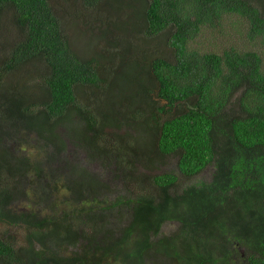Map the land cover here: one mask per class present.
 I'll list each match as a JSON object with an SVG mask.
<instances>
[{"label": "trees", "instance_id": "16d2710c", "mask_svg": "<svg viewBox=\"0 0 264 264\" xmlns=\"http://www.w3.org/2000/svg\"><path fill=\"white\" fill-rule=\"evenodd\" d=\"M74 6L80 19L83 10L100 13L82 31L106 38L113 66L72 48ZM8 14L16 37L0 35V223L26 234L23 246L0 238V264H264L262 58L191 47L228 15L243 19L246 36L264 47V0H0V21ZM127 67L147 82L125 77ZM110 73L136 84L131 96L110 115H99V105L85 111L86 91L104 90ZM134 98L146 104L131 113ZM109 122L144 126L150 146L139 148L129 131L121 144L119 134L102 135ZM67 140L93 158L87 166L103 155L115 182L74 164L75 154L59 158ZM26 145L42 157L23 156ZM58 159L51 184L43 166ZM31 174L46 188L35 210H21L14 203ZM125 179L128 194L117 189ZM59 195L67 209L59 211ZM49 200L53 215H43ZM168 223L178 233L164 234Z\"/></svg>", "mask_w": 264, "mask_h": 264}, {"label": "rangeland", "instance_id": "374dc122", "mask_svg": "<svg viewBox=\"0 0 264 264\" xmlns=\"http://www.w3.org/2000/svg\"><path fill=\"white\" fill-rule=\"evenodd\" d=\"M56 1V0H55ZM56 4V2H55ZM57 5V4H56ZM63 7H71L70 3H67ZM73 11L71 14L75 16V20L78 21L77 26L74 27L71 31V39H72V48L74 49L75 52L78 53V55L82 58L89 59V58H96L98 59L101 63L103 64H108L113 66L115 64V58L105 51L103 48L106 47L107 45V40L104 37H99L97 33H89V34H84L82 30L86 31V26L89 25L92 21L95 20L96 16L99 15L100 13L98 11L92 10L91 11V16L86 13L85 10V16L81 17V13L79 11L80 7H72ZM84 8V7H82ZM108 10H101V14H104L105 16L108 17ZM67 25V24H66ZM82 31V33H81ZM0 35L3 36H12L13 39L16 37V31L13 27L11 15L8 14L5 18H3L0 21ZM254 43L258 42H253L251 41L247 36H246V23L244 22L243 19H241L237 15H228L224 18V20L221 23V26L218 28H209L208 30H205L201 35L196 39L195 42L192 43L191 47L192 49L198 50L201 53H207V52H215V53H222L225 50H228L230 48H236L239 51H254L260 54L262 61H263V70H264V47L257 44L255 45ZM9 44V43H7ZM137 48L140 51H150V46L146 45H138ZM2 53H0L1 55ZM125 77L127 78H136L138 81L142 83L147 82V76L142 73L140 74L139 71L134 68V67H127L125 69ZM123 75H117L114 77V73L107 74V77L109 78V82L106 84L104 90H87L86 91V96L83 98V103L85 107L82 105L80 102V106L83 107L85 111H92V113L95 114L96 108L94 106H101V109L99 111V115L102 114H113L114 113V108L116 106L114 103L122 100L123 98L130 97L133 89L136 87V84L127 82ZM114 77V78H113ZM27 80L24 82H21V86H23L26 83ZM14 86H17L16 84L19 83V79H13L12 80ZM79 89V90H78ZM78 97H79V91L82 89L78 88ZM123 90V91H121ZM145 101L141 98H134L132 101V105L130 106V112L133 113L136 111V109L140 105H145ZM94 108V109H93ZM95 115V116H99ZM102 125V124H100ZM116 123L114 122H109L106 123L102 129L101 134L102 135H112V134H119L121 135V138L119 139V143H122V136H124V133L126 131H129L133 134V136L137 137L136 142L140 143L142 146V150H145L150 146V144H146L148 139L144 135L145 133V127L140 126L139 131L135 127H130L128 130L123 127H116ZM73 130L80 136V138H83L84 136V128L80 125H73L72 126ZM130 133L129 136L132 134ZM68 142V148L65 153H63L59 158H62L65 160L66 155L69 156L72 154L77 155V159L74 161L76 163L74 164H80L83 166V163L85 162V158L82 159L84 155L83 151L85 150L84 148H79L80 145L78 144L77 146L72 143L71 141L67 140ZM135 141L130 140L129 141V146L130 148L135 147ZM133 152L132 149H128V154H131ZM7 152H4V157H6ZM43 151L40 149H37L36 147H32L30 145H26L25 148V153L23 156L31 158L33 161L38 160L42 157ZM60 161V163H59ZM91 166L93 170H90L94 175L97 177H105V171H100L99 167L101 164V160H98L97 158L94 161ZM99 162V163H98ZM62 161L61 159L58 160H53L51 163L49 162L48 164H44V173L46 174V169H47V174L52 175V182H53V177L56 174V167L58 169L59 166H61ZM169 169L174 168V164L170 162ZM97 167V168H96ZM89 167V169H91ZM208 169L207 171H209ZM64 173H66V169L64 168ZM5 178H8L9 174L5 173L4 174ZM32 175V174H31ZM111 175H113L111 173ZM205 175H202L200 178L203 179ZM112 180L114 178H111ZM29 180L34 183V186L29 189V188H24L27 194L25 193L19 200H17L14 203V206L16 208H20L21 210H35L36 206L35 204L40 201L38 200L39 197L41 196V190L44 189H39L41 188V185L44 184L41 182L39 177L36 176H31L29 177ZM54 180L57 181L58 178L54 177ZM74 179L71 180V184H73ZM196 182V180H195ZM94 183V182H92ZM188 183V182H187ZM184 185V184H183ZM39 187V188H38ZM97 189V188H95ZM122 193L124 192L125 194H128L131 192V189L128 187H122L118 188ZM39 193V195H37ZM36 194V195H34ZM63 200L64 198L59 195L58 201L56 204L58 205V209H67L68 207L66 205H63ZM260 202V200L257 201V203ZM51 200L47 202L46 205H43L44 208L41 207L40 204L39 207H41L43 210L41 211L43 215H47L50 213V215H53L51 211H47L50 208L48 206L50 205ZM74 206L72 205V208ZM260 208V206L258 207ZM57 209V211H58ZM59 209V211H60ZM178 224L177 223H168L163 226V233L164 234H176L178 233ZM24 234H26V231H24L22 228L19 227H12L8 226L6 224L0 223V238L6 239V240H17L18 246H23L25 244L24 240Z\"/></svg>", "mask_w": 264, "mask_h": 264}, {"label": "clouds", "instance_id": "9594fccd", "mask_svg": "<svg viewBox=\"0 0 264 264\" xmlns=\"http://www.w3.org/2000/svg\"><path fill=\"white\" fill-rule=\"evenodd\" d=\"M130 127H132V126H129V127H127L126 129L128 130ZM83 153H84L85 156H83L82 159L85 158V162L83 163V166H81V167H84V166L86 165V161L90 159L88 153H86L85 150L83 151ZM102 158H103V155H99L97 159H102ZM94 161H95V160H94ZM93 163H95V162H91L88 166L86 165V166L88 167V169H89V167H91L90 165H92ZM98 163H99V162H98ZM31 176H34V175H31ZM31 176H29V177H31ZM29 177H28L27 184H24V186H25L26 189H27V188L31 189V188L34 186V183L31 182V181L29 180ZM127 179H128V178H127ZM127 179H125L124 181H122V182H123V183H122V184H123V187H126V186H125V181H126ZM50 183L52 184V179L50 180ZM118 188H122V186H118ZM118 188H117V189H118ZM40 190H41V189H40ZM26 194H27V192H26ZM34 195H36V194H34ZM37 195H39V193H38Z\"/></svg>", "mask_w": 264, "mask_h": 264}, {"label": "flooded vegetation", "instance_id": "af4514ba", "mask_svg": "<svg viewBox=\"0 0 264 264\" xmlns=\"http://www.w3.org/2000/svg\"><path fill=\"white\" fill-rule=\"evenodd\" d=\"M89 157L90 159H93L91 156ZM96 158H98V156ZM97 167H99L100 171H103V170L105 171V166H103L102 163L100 164V166H97ZM89 170H93V169L91 168ZM102 178H104V176ZM111 178H114V175H111V172H105V180H106L105 182L107 183L108 186L112 185L115 182L114 179L112 180ZM237 248H238V251L241 253V255L245 257L244 251L242 249H239L240 248L239 246ZM244 262L250 264L249 261L247 260H245Z\"/></svg>", "mask_w": 264, "mask_h": 264}]
</instances>
